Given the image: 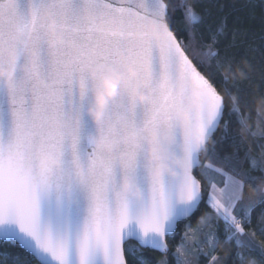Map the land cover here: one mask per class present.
I'll list each match as a JSON object with an SVG mask.
<instances>
[{"label":"snow or ice","instance_id":"1","mask_svg":"<svg viewBox=\"0 0 264 264\" xmlns=\"http://www.w3.org/2000/svg\"><path fill=\"white\" fill-rule=\"evenodd\" d=\"M197 7L0 0V264H264V116L253 125L230 52L246 20L264 21V0ZM259 41L248 51L264 64V28ZM114 74L93 122V94ZM160 148L184 161L175 179L151 175Z\"/></svg>","mask_w":264,"mask_h":264},{"label":"trees","instance_id":"2","mask_svg":"<svg viewBox=\"0 0 264 264\" xmlns=\"http://www.w3.org/2000/svg\"><path fill=\"white\" fill-rule=\"evenodd\" d=\"M176 3H180V0H175ZM189 4L196 2V0H187ZM201 7H197L196 11H203V6H207V0H198ZM256 3H261V0H256ZM177 16L181 15L180 12L176 13ZM244 28L249 29L248 38H240V42L238 43L236 48L230 50L231 53L235 54V63L233 65V69L236 75V79L240 81V86L245 89L249 93V99L254 101L252 103V113H253V125L256 123V112L259 111L264 112V103L261 102L260 96L264 95V83H262V75H264V64L260 62V56L258 53H252L248 51L250 46L259 45V34L261 29L264 28V21L260 19V13L257 11L256 18L254 20H246L242 25V30ZM255 34V35H254ZM250 65H254L253 69ZM241 70L248 72L252 80L243 79L240 75ZM256 138L246 137L245 138V147H251L253 149V155L259 157L261 154L260 148L255 146ZM260 143H264V140L260 141ZM193 226H196V221H193ZM257 243L264 246V238L256 237ZM223 255V251L220 253ZM149 257H151L154 261H158V257L161 255L159 253H146ZM162 257V256H161ZM259 260V256L255 257Z\"/></svg>","mask_w":264,"mask_h":264},{"label":"clouds","instance_id":"3","mask_svg":"<svg viewBox=\"0 0 264 264\" xmlns=\"http://www.w3.org/2000/svg\"><path fill=\"white\" fill-rule=\"evenodd\" d=\"M59 39V37H57ZM129 76H134L135 73L132 69H129ZM8 75L7 69L0 68V84H7L6 76ZM120 77L118 75H112L111 77H106L101 81V90L97 91L93 94V101L88 106V115L93 120V122H97L100 118V114L105 107L106 100L113 97L115 95L116 84L119 82ZM81 93L85 92L83 86L80 88ZM133 97L138 101H144L146 98L133 89L132 93ZM179 118L186 122V117L183 114H178ZM261 116H264V112H261ZM151 138L154 140L156 138V134L153 132L150 134ZM108 150L110 151V146H108ZM158 155H153L152 150L149 152V159H155L156 166L152 171L151 175L153 178H158L160 175H167L173 179H175L178 175L177 169H182L184 161L182 157L177 156L172 153H168L165 149H158ZM48 162L55 165L54 160H49L48 157H42L41 163ZM259 187L264 190V180L259 181ZM121 189L127 195H129L133 199H138L140 196L139 189L135 186V184L129 179L121 180ZM248 196L250 198H254L258 193L251 186L248 188ZM247 264H254L253 261L249 260Z\"/></svg>","mask_w":264,"mask_h":264},{"label":"rangeland","instance_id":"4","mask_svg":"<svg viewBox=\"0 0 264 264\" xmlns=\"http://www.w3.org/2000/svg\"><path fill=\"white\" fill-rule=\"evenodd\" d=\"M193 227H196V226H193ZM160 259H162V257H161V256H160V257H158V261H159Z\"/></svg>","mask_w":264,"mask_h":264}]
</instances>
